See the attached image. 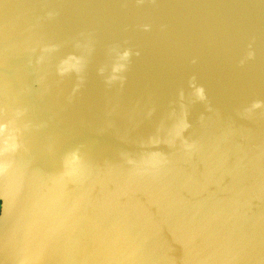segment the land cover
<instances>
[{
    "label": "water",
    "instance_id": "95a60500",
    "mask_svg": "<svg viewBox=\"0 0 264 264\" xmlns=\"http://www.w3.org/2000/svg\"><path fill=\"white\" fill-rule=\"evenodd\" d=\"M0 264H264V0H0Z\"/></svg>",
    "mask_w": 264,
    "mask_h": 264
},
{
    "label": "flooded vegetation",
    "instance_id": "af4514ba",
    "mask_svg": "<svg viewBox=\"0 0 264 264\" xmlns=\"http://www.w3.org/2000/svg\"><path fill=\"white\" fill-rule=\"evenodd\" d=\"M2 174H3L2 166L0 165V187L3 182ZM0 193H1V189H0ZM9 212H10V204L6 201V198L1 196L0 194V227L3 226V224L7 220Z\"/></svg>",
    "mask_w": 264,
    "mask_h": 264
}]
</instances>
